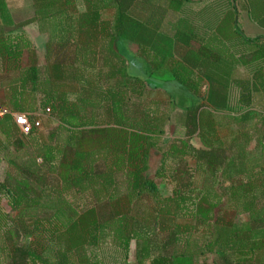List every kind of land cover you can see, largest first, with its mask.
I'll return each mask as SVG.
<instances>
[{
	"label": "trees",
	"instance_id": "1",
	"mask_svg": "<svg viewBox=\"0 0 264 264\" xmlns=\"http://www.w3.org/2000/svg\"><path fill=\"white\" fill-rule=\"evenodd\" d=\"M79 1L82 10L76 0H34L33 22L47 37L45 52H54L44 79L38 66L22 65L30 47L26 37L0 28L2 107L25 113L24 97L41 95L44 112L67 133L54 145L28 148L23 137L38 130L33 127L22 135L11 126L10 117L0 120V133L7 142H15L13 153L4 155L15 175L12 183L1 185L10 212L15 213L12 225L3 228V264H99L88 251L107 242L121 251L123 264H129L133 241L138 264H196L206 255L215 257L213 264H264V206L258 204L264 201V160L249 158L247 152L254 136L257 149L264 142V117L251 132L243 130L241 147L236 154L229 148L231 156L226 159H219L223 148L217 142L207 151H192L187 139L159 145L162 126L147 123L145 110L140 121L130 109L133 97L142 98L146 81L129 75V63L118 50L120 40H134L140 32V23L128 15L134 0ZM164 1L163 7H154L148 23L158 27L169 11L180 13L190 3ZM213 3L235 7V0ZM105 8L114 10L112 20L103 19ZM234 32L244 44L252 42L238 28ZM186 64L172 61L171 74L178 84L192 86L197 93L201 78ZM207 82L214 84L208 77ZM205 101L216 113L225 108L227 96L209 92ZM199 108L182 113L181 126L185 138L199 132L202 142ZM158 112L153 113L157 118ZM30 120L34 121L31 115ZM229 121L232 124L233 119ZM97 124L105 127L95 128ZM86 127H94L89 132L98 138L90 150L83 146ZM154 152L162 164L151 174L149 159ZM167 161L171 169L164 166ZM155 180L170 182L171 194L161 197ZM71 193H90L95 206L76 210L66 199ZM144 194L154 202L147 222L122 208L123 199L131 204ZM228 198L240 204L247 221L218 219Z\"/></svg>",
	"mask_w": 264,
	"mask_h": 264
},
{
	"label": "crops",
	"instance_id": "2",
	"mask_svg": "<svg viewBox=\"0 0 264 264\" xmlns=\"http://www.w3.org/2000/svg\"><path fill=\"white\" fill-rule=\"evenodd\" d=\"M9 1H0L5 3V7L0 9V28L23 34L29 43H33L30 37L40 34L37 24L33 22L36 15L34 0H30L29 3L26 0L25 2ZM213 1L190 0L182 12L169 11L158 27L148 23L149 17H146L144 23L140 24V31L145 28L156 34L163 30L168 15L177 19L178 23L172 29L173 35L167 37V45L164 47L157 45L155 41L148 43L125 39L120 41L135 55L136 63L148 75L138 76L146 81V88H150L148 77L156 82H176L170 71L172 61L183 63L185 60L189 63L186 65L192 69L196 77L201 78V83L196 87L197 93L192 86L183 87L198 98L203 95L204 102L192 108L200 107L198 116L201 122L202 142L197 137L199 132L185 139L189 142L192 151L211 150L213 144L217 142L223 148L220 150L223 155L219 159H226L231 156L229 148L233 147V153L236 154L237 148L241 147L243 130L251 132L253 128L260 126L259 119L264 117V57L262 56L264 0H235V7L232 9L216 6ZM237 28L252 42L244 44L234 32ZM178 34L184 35L187 41H181ZM121 55L124 57L123 54ZM22 65L27 67L23 59ZM161 71H166L168 74L164 78L162 75H157ZM149 73L153 75L150 77ZM207 77L214 82L212 86L207 82ZM151 89L162 92L156 88ZM209 92L227 96L224 109L213 112L205 101ZM164 94L171 101L170 97ZM4 100L5 92L0 90V105L4 104ZM192 109L188 108L185 112ZM204 111L210 112L208 116L203 117ZM231 118L232 124L229 121ZM11 120L13 121L11 126L16 129L14 120L12 118ZM195 137L201 143L200 148L197 149L193 145ZM2 143L0 137V145ZM256 146L257 141L254 136L247 148V152L251 154L249 158L264 160V142L258 145L260 148L257 149ZM149 168L151 171L150 159Z\"/></svg>",
	"mask_w": 264,
	"mask_h": 264
},
{
	"label": "rangeland",
	"instance_id": "3",
	"mask_svg": "<svg viewBox=\"0 0 264 264\" xmlns=\"http://www.w3.org/2000/svg\"><path fill=\"white\" fill-rule=\"evenodd\" d=\"M26 1L29 3L30 0ZM76 1L79 9L82 10L83 8L80 1ZM8 2L10 1L8 0ZM22 2H25V0ZM164 5V0H134L128 15L131 21L137 23L139 22L141 24L144 23L146 17H149L155 8L163 7ZM1 7L4 8L5 3L0 2V9ZM102 16L105 20H112V17H114V10H106L105 8ZM177 23V19L174 16L168 15L161 32L156 34L143 28L142 31L138 32L133 41H142L146 43L155 41L157 45L164 47L167 45V37L173 35L172 29L176 27ZM5 33L10 34L11 32L5 31ZM30 38L33 43L30 42V47L24 53V64L26 66H38L40 77L44 79L46 77V65L52 60L54 52L50 54L45 52L46 37L44 35L36 34ZM118 50L124 55L129 63L128 72L131 77L148 76L142 71L141 66L136 63L134 57L135 55L129 51L121 41L118 43ZM167 74L168 73H166V71H161L157 75H162L164 78ZM152 75L153 73H149L150 77ZM147 81L150 88H146L145 86V90L141 99H137L136 96L132 98V103L130 105L131 112H133L134 115L136 114L135 118L141 121L143 120L142 113L145 110L149 115L147 123H157L159 127L162 126L163 135L160 137L159 145L168 144L169 142L178 138L185 139L186 131L181 126L184 119L181 113H184L188 108L192 109L198 106L200 102H204V98L202 97L203 95L201 94L198 98L192 95L186 88L174 81L162 83L156 82L155 80H150L149 77ZM151 88H156L162 92ZM164 93H166L170 97L172 103H174L175 110H172L169 99ZM23 102L24 108L26 110L25 113L33 116L40 122V128L35 135L23 137L22 141L26 147L34 148L45 144L54 145L61 142V140H64L67 133L59 129V123L52 114H47L44 112L46 107L43 104V97L41 95L27 94L24 97ZM156 111H160L156 114L159 118L153 114L156 113ZM209 113L210 112L208 111H204L203 117L208 116ZM98 127L104 128L105 126L103 124L95 125V128ZM91 128L94 129V127ZM91 128H82V131L85 132V137H87L85 138V141H83V146L86 150L95 148L98 143V138H95V135H92L89 132ZM0 137L3 141L0 148V264H3L6 250V244L3 237V228H7L12 225V219H15V213L10 212L8 198L4 194L1 185L5 183H12V177L15 175L12 168L8 166L4 156L7 155L8 151L13 153L15 142L13 139L10 142H7L6 138H4V136L1 134ZM16 137L19 138L18 133H16ZM200 144V141L197 139V137H195L193 140V145L195 148H200ZM159 156L160 155L157 152L152 153L150 156V165L152 169L150 171L151 174L162 164ZM39 163L41 162L39 161ZM190 163L192 164V160H190ZM164 166L167 169L172 168V164L169 161L164 162ZM155 183L159 187V193L161 197H166L171 194L172 185L170 182L155 180ZM66 199L78 211H84L95 206V201L90 193L84 195H76L71 193L66 196ZM127 202L128 201L126 199L122 200V208L127 211L128 214L136 219H141L146 222L151 219V211L154 208V202L153 199H151L148 195H142L131 204ZM223 204L224 205L218 212V219L235 224H240L248 220V216L240 212L241 206L239 203L233 201L231 198H228L224 200ZM258 204L260 207H262L264 206V201H261ZM88 254L94 255L99 264H123V255L121 251L114 247L111 242L101 245L98 249H90ZM136 258V243L133 241L131 242L130 249L128 251V263L138 264ZM214 260V256L206 255L205 257L199 258L196 261V264H213Z\"/></svg>",
	"mask_w": 264,
	"mask_h": 264
},
{
	"label": "built area",
	"instance_id": "4",
	"mask_svg": "<svg viewBox=\"0 0 264 264\" xmlns=\"http://www.w3.org/2000/svg\"><path fill=\"white\" fill-rule=\"evenodd\" d=\"M5 116H9L14 120L22 135H28L33 127L37 130L40 128V122L35 118L32 122L29 114L11 112L0 105V120Z\"/></svg>",
	"mask_w": 264,
	"mask_h": 264
}]
</instances>
